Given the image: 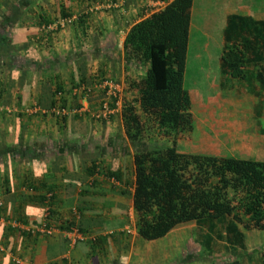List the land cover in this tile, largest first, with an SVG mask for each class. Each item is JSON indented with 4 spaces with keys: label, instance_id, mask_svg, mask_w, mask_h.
Returning <instances> with one entry per match:
<instances>
[{
    "label": "crops",
    "instance_id": "crops-1",
    "mask_svg": "<svg viewBox=\"0 0 264 264\" xmlns=\"http://www.w3.org/2000/svg\"><path fill=\"white\" fill-rule=\"evenodd\" d=\"M169 1L0 0V264H14L12 256L22 264H120L121 256L128 257L127 264H212L235 258L233 248L240 251L234 241L248 248L250 230L229 216L207 226L193 220L177 223L154 240L137 236L131 188L123 185L132 180L133 148L123 133L120 102L115 101L108 119L92 116L99 107L96 82L102 70L120 80V89L144 75V66L126 63L122 40L132 24ZM204 4L223 14L217 20L220 36L228 14L264 21V0ZM193 9L192 1L187 48ZM62 16L73 20L63 28H44ZM210 17L202 20L205 28L216 20ZM57 86L61 92L54 95ZM83 86H90L85 99ZM239 92L233 97L239 115L232 113L239 119L233 131L237 137L226 127L221 140L239 153L229 156L264 160L258 158L264 155V92ZM59 96L64 114H56L58 106L51 105ZM259 100L256 124L253 110ZM222 103L234 107L228 100ZM104 171H119L120 180ZM9 220L20 225L11 227ZM41 222L53 228L51 233L29 231ZM67 222L69 230L82 232L73 243L59 228ZM203 233L210 247L216 241L222 246L217 259L213 253L198 258ZM239 264L256 260L249 255Z\"/></svg>",
    "mask_w": 264,
    "mask_h": 264
},
{
    "label": "trees",
    "instance_id": "trees-1",
    "mask_svg": "<svg viewBox=\"0 0 264 264\" xmlns=\"http://www.w3.org/2000/svg\"><path fill=\"white\" fill-rule=\"evenodd\" d=\"M192 1L170 0L132 24L122 40L126 63L145 67L142 77L126 83L125 90L131 94L120 101L123 133L133 148L132 180H124L123 185L131 188L135 233L144 240L164 236L177 223L193 220L207 226L206 222L227 216L245 230H264V160L181 152L176 146L193 128L191 101L183 87ZM263 62L264 21L226 15L218 55L219 88L264 92ZM60 92L57 86L53 94ZM115 101L116 97H110V108ZM64 104L60 96L51 101L60 108ZM257 104L253 110L256 124L260 100ZM147 135L155 140L144 142ZM103 174L115 180L121 176L119 171ZM121 192L125 194V189ZM69 225L59 228L67 231ZM199 245L208 255L210 238L205 233ZM235 251V258L212 264L249 259L248 253ZM256 264H264V246Z\"/></svg>",
    "mask_w": 264,
    "mask_h": 264
},
{
    "label": "rangeland",
    "instance_id": "rangeland-1",
    "mask_svg": "<svg viewBox=\"0 0 264 264\" xmlns=\"http://www.w3.org/2000/svg\"><path fill=\"white\" fill-rule=\"evenodd\" d=\"M205 1L208 2V0H193L194 9L191 17L192 30L186 51L183 72V87L187 90L191 101L190 109L193 116V128L184 138L178 140V149L190 153H212L224 154L226 156H229L227 153H231L237 156L239 153L235 154L233 153L234 151H231V146L234 145H231V142L230 144H224L221 138L226 127L231 133H233V131L236 132L234 128L239 119L232 113L239 115V112L237 113V111L234 110V108L236 109L239 107L238 105L235 106L237 102L233 97H239L240 92L236 88L230 91H226L227 88H224L223 90L225 91H223L218 86L220 75L218 55L221 50V36L218 32L217 20L220 19L218 17L223 16V14H219L220 12L214 11L213 8H207L204 4ZM210 6L214 7L212 4ZM210 15L215 16L216 20L213 21L214 23L208 28H205L202 26V20L204 17L209 18ZM210 22H212L211 17ZM198 28H201V31H199ZM99 75L100 81H97L96 84L99 82L100 85V82L104 79L111 80L114 83H120V80L117 78L115 79L114 76L106 75L104 70H102ZM226 83H228L227 80ZM99 89L102 88H98L97 91L99 96L98 104L100 105V102L106 99V97L104 92ZM118 90L116 101L120 102L121 100L129 98V93L125 89L118 88ZM94 92L96 93V90ZM89 94L90 92L84 98H88ZM107 100L108 102L110 101V99ZM225 100H228L229 103H233L234 107L222 103ZM227 109L229 111H227ZM211 116H213V118ZM106 119H108V117L100 120ZM231 133L230 136L233 135L237 137V134ZM154 140V136L147 135L144 142H153ZM240 153L241 155L243 154L242 156L245 154L242 151ZM258 158L264 159V155ZM250 232L251 237L248 248L244 244L235 241L232 245L240 252L248 253L251 258L254 257V260H256L259 250L264 246V230L252 229ZM210 248L208 253L210 256H212V253L215 256L217 253L221 254L223 251L218 241L214 242ZM197 252L199 259L206 257L202 251L198 250ZM217 258L218 257L215 256L214 259Z\"/></svg>",
    "mask_w": 264,
    "mask_h": 264
},
{
    "label": "built area",
    "instance_id": "built-area-1",
    "mask_svg": "<svg viewBox=\"0 0 264 264\" xmlns=\"http://www.w3.org/2000/svg\"><path fill=\"white\" fill-rule=\"evenodd\" d=\"M73 18L71 17H63L55 20L53 23L48 24L44 26L46 29H58V28H63L65 25L71 23ZM100 87L104 89V94L106 99H103L100 102L99 108L92 114V116L96 119H105L107 118L114 110V108H110L108 105V100L110 97H117V91H118V85L117 83H114L111 80L104 79L100 82ZM80 91L82 93L83 98L88 95L90 92L89 87H81ZM85 99V98H84ZM75 112H78L79 110L75 109ZM65 112V107H58L56 109V114H64ZM1 196V194H0ZM2 204L1 198H0V205ZM0 219V223H1ZM7 224L10 225L11 227H18L20 224L16 220H9L7 221ZM39 231L44 234H49L53 230V228L50 225H47L45 222H41L39 226L36 228H31L29 231ZM126 232H129V228L125 229ZM64 236L68 240L67 242L73 243L77 239L80 238V234L76 230H68L64 231ZM11 261L14 264H22V260L19 257L12 256Z\"/></svg>",
    "mask_w": 264,
    "mask_h": 264
},
{
    "label": "clouds",
    "instance_id": "clouds-1",
    "mask_svg": "<svg viewBox=\"0 0 264 264\" xmlns=\"http://www.w3.org/2000/svg\"><path fill=\"white\" fill-rule=\"evenodd\" d=\"M127 262H128V257L121 256V258H120V264H127Z\"/></svg>",
    "mask_w": 264,
    "mask_h": 264
}]
</instances>
